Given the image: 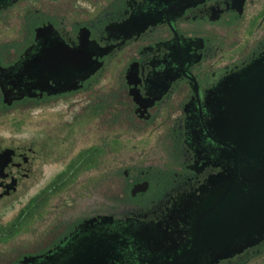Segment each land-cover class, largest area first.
I'll use <instances>...</instances> for the list:
<instances>
[{"label":"flooded vegetation","instance_id":"1","mask_svg":"<svg viewBox=\"0 0 264 264\" xmlns=\"http://www.w3.org/2000/svg\"><path fill=\"white\" fill-rule=\"evenodd\" d=\"M19 1L0 4V11ZM134 16L144 18L140 30L125 26ZM41 17L34 39L24 46L21 56L8 65L0 58L2 66L13 67L41 56L36 30L44 26L54 28L68 52L85 49L89 58L78 69L67 62L68 57L56 54L64 66L45 71L39 80L28 75L19 80L12 74L13 93L21 95L27 86H33L34 94L25 93L9 104L0 85L4 102L47 100L83 90L92 97V110L101 111L100 128L163 131L157 144L169 149L177 169L173 174L165 169L156 179L150 170L143 171L147 175L131 180L132 192L137 184L146 186L133 193L142 196L136 204L124 203L118 212L85 218L56 245L31 255L45 254L81 227H88L89 234L103 231L125 237L113 249L109 264H151L158 258L180 256L196 233L197 212L224 170L218 159L221 145L212 126L214 112L209 100L223 98L221 83L264 54V0H110L93 17L69 21L54 8ZM113 61L119 69L116 75H108ZM101 81L109 84L107 90L98 89ZM8 88H12L10 83ZM7 148L12 147L3 148L0 143V154ZM13 149V161L0 174V194L14 178L18 188L20 172L29 175L26 170L32 159L28 153L33 148ZM242 178L239 174L238 179ZM261 244L264 240L214 264H239Z\"/></svg>","mask_w":264,"mask_h":264},{"label":"rangeland","instance_id":"2","mask_svg":"<svg viewBox=\"0 0 264 264\" xmlns=\"http://www.w3.org/2000/svg\"><path fill=\"white\" fill-rule=\"evenodd\" d=\"M70 1L20 0L0 11L3 65L21 56L51 8L71 21L93 17L110 0ZM118 69L113 61L107 74L116 75ZM97 86L107 90L109 84ZM91 98L81 90L9 105L0 88L2 147L34 151L28 153L29 175L20 172L17 190L0 198V264H19L26 255L44 252L85 218L136 204L142 196L133 195L131 180L147 175L143 171L150 170L155 179L165 169L176 171L173 154L157 144L163 131H106L98 125L101 111L92 110ZM252 251L239 264H264V244Z\"/></svg>","mask_w":264,"mask_h":264},{"label":"water","instance_id":"3","mask_svg":"<svg viewBox=\"0 0 264 264\" xmlns=\"http://www.w3.org/2000/svg\"><path fill=\"white\" fill-rule=\"evenodd\" d=\"M10 3L11 0H0V4L5 6ZM125 26L129 30H140L144 26V18L134 16ZM36 31L42 46L38 50L41 56L13 67L2 66L0 62V85L9 104L25 93L34 94L31 93L33 86H27L21 95L14 94L12 91L16 84L11 81L12 74L19 80L22 75L39 80L45 71L60 70L64 66L56 54L68 57L67 62L78 69H82L89 58L85 49L68 52L52 26L39 27ZM46 31L49 37H46ZM95 68L97 70L99 66ZM9 83L12 88H8ZM219 91L224 92L223 98L210 99L209 106L214 112L212 126L221 145L218 159L224 170L213 181L217 183L216 188L210 191L203 208L195 216L196 233L186 250L180 256L158 258L151 264H214L264 240V54L227 77ZM14 153L13 148H7L0 154V174L9 168ZM239 174L242 179H238ZM138 187L143 186L137 184L134 194ZM16 189L17 178H14L0 198ZM105 217L108 216H102L103 219ZM87 228L81 227L45 254L25 256L20 264H109L113 249L123 243L125 237L103 231L89 234L85 231Z\"/></svg>","mask_w":264,"mask_h":264}]
</instances>
